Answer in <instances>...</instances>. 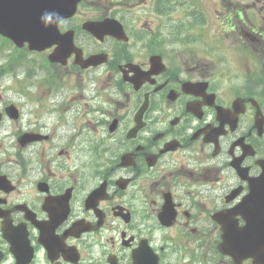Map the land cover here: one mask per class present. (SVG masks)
<instances>
[{
  "label": "flooded vegetation",
  "instance_id": "1",
  "mask_svg": "<svg viewBox=\"0 0 264 264\" xmlns=\"http://www.w3.org/2000/svg\"><path fill=\"white\" fill-rule=\"evenodd\" d=\"M150 33L156 43L134 49L130 36L80 42L83 58L102 54L101 64L85 67L70 55L65 70L84 90L72 95L85 99L82 105L26 110L33 141L18 143L20 131L13 140L0 133V210L19 211L26 225L21 245L4 241L0 264H15L16 256L28 264H130L141 243L157 246L160 264L176 255L203 259L208 247L217 255L219 213L238 203L262 170L264 62L255 77L240 80L218 66L213 46L187 59L163 44L167 33ZM92 130L102 133L93 138ZM96 150L98 164L90 168ZM25 207L40 219L36 226L24 218ZM115 234L121 248L111 250L118 253L95 254L112 247Z\"/></svg>",
  "mask_w": 264,
  "mask_h": 264
},
{
  "label": "rangeland",
  "instance_id": "2",
  "mask_svg": "<svg viewBox=\"0 0 264 264\" xmlns=\"http://www.w3.org/2000/svg\"><path fill=\"white\" fill-rule=\"evenodd\" d=\"M151 1L152 0H134V3L137 5L129 9L128 14L134 19L135 26H146L150 20L158 19V22H161L163 20L167 21L169 18L174 19L176 22H187V19L184 16L186 12H184L180 7L172 8L169 13L162 15L156 10L152 9ZM84 4L80 6V17L77 19H81L82 16L90 18L101 16L103 13L110 12L111 9L115 8V6L112 5L116 4V2L115 0H84ZM86 4H93L95 6L93 9H90V6H87ZM235 5L243 6L247 10L248 19L250 21V25H248V27L250 29H253L257 34L258 32L264 33V0H198L196 3L197 11L195 12V17L196 20L200 22V24L198 26L191 25V21H188L187 23L189 24V27L184 33L193 39V41L189 42L187 45L189 46V49H193L195 53L199 54L203 46H213L215 51L218 52V66L227 68V72L225 73H229V77H238L237 74H239V78L242 80L245 75L255 77L254 68L259 65V62H264V50L259 52L261 47L249 44L244 35H242V39L239 40V32L236 34V36H231L233 32L230 30L225 31L227 35L224 32L222 35L217 32V30L221 31L222 29H226L224 27V25H226L224 23L227 15L226 11L228 9L234 10L232 7ZM236 21L237 23H240L239 20L236 19ZM160 28L163 29L162 26H160ZM3 46L5 47L3 52L6 56H8L12 48L6 44ZM25 54L37 61V57L33 54ZM178 56H181V53ZM5 60L6 59L0 55V65H4ZM58 73H60L61 78H63L57 81V83L61 84L62 88L53 93L51 97L52 103L59 101L69 89V75H66L65 70L62 68L58 69ZM21 77L22 73L19 68H16L15 72L11 76L2 74V80H0V92L4 94L5 98H9L10 100L19 104H25V102L23 103L19 101V92L7 90V88H13L14 85L19 82ZM31 93L34 92L32 91ZM86 98H89L88 92H86ZM22 100L24 101L23 98ZM4 145H6V141ZM5 153L6 150L2 148L0 154H3L4 156ZM4 163L7 164L8 162L4 161ZM13 166L15 169L17 168L16 165ZM9 196L12 197V200H19V193L17 190L10 191ZM205 253L206 257L203 259H206L207 264H230L225 258H216V255L211 247H208ZM188 259L189 257L187 256H185L183 259L181 255L171 256L168 260V264H182L183 261ZM195 259H197L199 262L202 260L199 258Z\"/></svg>",
  "mask_w": 264,
  "mask_h": 264
},
{
  "label": "water",
  "instance_id": "3",
  "mask_svg": "<svg viewBox=\"0 0 264 264\" xmlns=\"http://www.w3.org/2000/svg\"><path fill=\"white\" fill-rule=\"evenodd\" d=\"M75 1L76 0H38L37 3L33 2V6L39 10L38 15L42 16L43 20H45L47 16L49 17V14H54L49 17L50 19L59 14H65L66 11H69L74 6ZM30 4L31 3L26 4L24 0H0V30L4 31L5 29L10 33L12 31L18 32V30L22 28L21 24L26 22L27 19L32 21V16H24L26 11L25 8H28ZM34 17L38 18L35 15ZM257 226L259 225L254 227ZM258 230V228H255L244 231L241 238L246 242L238 238L240 242H245L243 244L245 249L249 252V255L253 257H256L253 253L258 254L259 248L263 247L262 241L264 240V235L262 232L264 228L263 230L261 229L262 241L258 240L259 236L254 239ZM228 236L232 237L230 235Z\"/></svg>",
  "mask_w": 264,
  "mask_h": 264
},
{
  "label": "clouds",
  "instance_id": "4",
  "mask_svg": "<svg viewBox=\"0 0 264 264\" xmlns=\"http://www.w3.org/2000/svg\"><path fill=\"white\" fill-rule=\"evenodd\" d=\"M51 15H54V14H49V17H50Z\"/></svg>",
  "mask_w": 264,
  "mask_h": 264
}]
</instances>
